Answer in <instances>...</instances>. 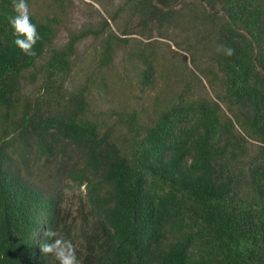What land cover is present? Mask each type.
<instances>
[{
    "label": "trees",
    "instance_id": "obj_1",
    "mask_svg": "<svg viewBox=\"0 0 264 264\" xmlns=\"http://www.w3.org/2000/svg\"><path fill=\"white\" fill-rule=\"evenodd\" d=\"M158 1L135 2L143 25L187 14L197 42L216 36L218 72L196 64L194 75L215 97L191 99L187 82L154 116L134 109L108 123L89 115L84 89L64 88L77 43L102 29L55 48L58 19L29 12L40 35L29 56L14 44L13 0H0V264H58L41 251L48 229L78 264H264V0H199L189 12ZM112 52L106 42L99 63ZM31 71L44 72L39 95L25 91ZM51 179L83 187L75 217Z\"/></svg>",
    "mask_w": 264,
    "mask_h": 264
},
{
    "label": "rangeland",
    "instance_id": "obj_2",
    "mask_svg": "<svg viewBox=\"0 0 264 264\" xmlns=\"http://www.w3.org/2000/svg\"><path fill=\"white\" fill-rule=\"evenodd\" d=\"M136 1L27 0L29 12L39 20L58 19L52 47H62L72 32L102 29L99 36L89 33L77 43L72 56L74 66L64 88L66 97L84 89L91 108L89 115L108 123L117 120L116 114L134 109L140 118L154 116L156 109L169 105L179 93L186 92L187 82H192L188 90L191 99H195V95L215 97V90L209 87L207 80L202 77L198 83L194 75L200 74L196 64L208 69L210 75L218 72L211 58L216 36H210L206 47L203 41L197 42L196 27L187 25L191 19L187 14L181 17L175 13L171 23L161 27L154 20L143 25V20L147 19L144 6L141 8L139 4L135 10ZM150 2L161 6L158 0ZM192 4L199 5V0H178L173 9L189 12ZM221 14L225 15L223 11ZM119 38H127L128 42L123 43ZM106 42L110 43L113 52L111 62L104 66L99 59ZM146 61L152 62L153 69L150 83L143 86V74L148 70ZM31 72L36 74V80L30 83L27 78L25 91L39 95V81L44 72ZM55 180L51 179L50 185L57 189L55 193L58 192L57 197L61 199L63 214L75 217L81 193L84 195L83 187Z\"/></svg>",
    "mask_w": 264,
    "mask_h": 264
},
{
    "label": "clouds",
    "instance_id": "obj_3",
    "mask_svg": "<svg viewBox=\"0 0 264 264\" xmlns=\"http://www.w3.org/2000/svg\"><path fill=\"white\" fill-rule=\"evenodd\" d=\"M13 11L14 14L8 17V23L13 30L14 44L26 55L34 56V45L40 35L31 20L27 0H13ZM225 53L231 56L233 49L227 48ZM45 235L48 239L40 245L43 254L54 256L58 264H78L74 247L69 240L59 238L52 229H48Z\"/></svg>",
    "mask_w": 264,
    "mask_h": 264
}]
</instances>
